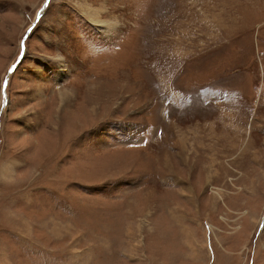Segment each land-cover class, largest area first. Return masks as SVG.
I'll list each match as a JSON object with an SVG mask.
<instances>
[{"label":"rangeland","instance_id":"374dc122","mask_svg":"<svg viewBox=\"0 0 264 264\" xmlns=\"http://www.w3.org/2000/svg\"><path fill=\"white\" fill-rule=\"evenodd\" d=\"M0 264H264V0H0Z\"/></svg>","mask_w":264,"mask_h":264},{"label":"bare ground","instance_id":"6f19581e","mask_svg":"<svg viewBox=\"0 0 264 264\" xmlns=\"http://www.w3.org/2000/svg\"><path fill=\"white\" fill-rule=\"evenodd\" d=\"M94 19V18H93ZM96 20V19H95ZM100 20V19H99ZM99 26L100 27H103V26H105L106 24L108 25V23H106V22H103V21H99Z\"/></svg>","mask_w":264,"mask_h":264}]
</instances>
